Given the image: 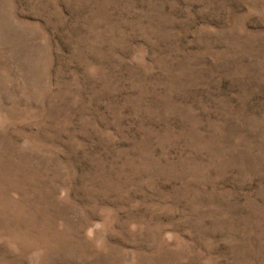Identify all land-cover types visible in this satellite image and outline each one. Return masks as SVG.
<instances>
[{"label":"rangeland","instance_id":"374dc122","mask_svg":"<svg viewBox=\"0 0 264 264\" xmlns=\"http://www.w3.org/2000/svg\"><path fill=\"white\" fill-rule=\"evenodd\" d=\"M0 264H264V0H0Z\"/></svg>","mask_w":264,"mask_h":264}]
</instances>
